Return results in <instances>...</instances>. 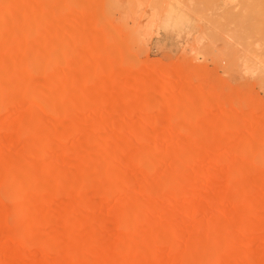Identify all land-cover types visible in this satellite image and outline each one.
<instances>
[{
    "label": "rangeland",
    "instance_id": "374dc122",
    "mask_svg": "<svg viewBox=\"0 0 264 264\" xmlns=\"http://www.w3.org/2000/svg\"><path fill=\"white\" fill-rule=\"evenodd\" d=\"M0 264H264V0H0Z\"/></svg>",
    "mask_w": 264,
    "mask_h": 264
},
{
    "label": "bare ground",
    "instance_id": "6f19581e",
    "mask_svg": "<svg viewBox=\"0 0 264 264\" xmlns=\"http://www.w3.org/2000/svg\"><path fill=\"white\" fill-rule=\"evenodd\" d=\"M256 12L257 11L254 10V8L250 6V4H246L245 5V11H244V13H242L243 15L240 17V20L238 21V24L241 23L242 26L243 25L251 24L253 22L252 18L254 17V15L256 14ZM257 15H259V14H256L255 15V19H257L259 17Z\"/></svg>",
    "mask_w": 264,
    "mask_h": 264
}]
</instances>
